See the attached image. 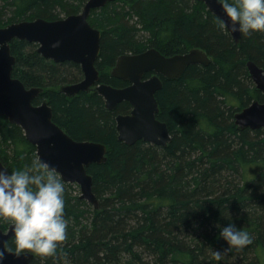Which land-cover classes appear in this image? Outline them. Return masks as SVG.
<instances>
[{
    "label": "trees",
    "instance_id": "trees-1",
    "mask_svg": "<svg viewBox=\"0 0 264 264\" xmlns=\"http://www.w3.org/2000/svg\"><path fill=\"white\" fill-rule=\"evenodd\" d=\"M85 2L0 0V26L59 19ZM88 21L101 31L100 82L114 87L128 84L109 74L121 54L199 47L212 60L188 65L177 79L161 77L155 96L157 117L171 134L165 147L126 144L117 138L115 116L129 112L128 101L110 110L97 92L68 97L59 87L82 79L78 63L45 58L36 43L10 42L12 75L26 87H42L33 103L47 99L53 120L72 138L107 146L106 161L87 167L98 208L79 197L76 183L61 180L68 238L54 256L32 253L30 264H264V127L239 129L234 121L253 99L264 101L246 66L252 60L264 68V32L240 33L235 42L199 0H112L91 9ZM35 151L21 127L1 116L0 161L9 173L30 166ZM230 223L252 243L229 246L219 232ZM7 225L0 219L1 228ZM6 245L14 248L12 237ZM217 250L219 261L212 256Z\"/></svg>",
    "mask_w": 264,
    "mask_h": 264
},
{
    "label": "water",
    "instance_id": "water-1",
    "mask_svg": "<svg viewBox=\"0 0 264 264\" xmlns=\"http://www.w3.org/2000/svg\"><path fill=\"white\" fill-rule=\"evenodd\" d=\"M109 1L112 0H86L80 12L59 19L36 17L0 26V117L5 116L9 122L19 125L25 138L35 146L39 159L54 168L63 182L79 185V197L95 209L99 206L98 198L93 192V178L87 167L91 163L106 161V144L72 138L53 120V110L47 99H42L38 104L33 103L42 87H26L19 78L12 75L16 57L11 53L10 42L16 38L36 43L37 52L45 58L54 62L78 63L83 78L59 87V91L68 97L79 91L97 92L110 110L119 102L128 101L130 111L115 116L117 138L126 144L143 140L165 147L171 140V134L166 122L157 117L159 105L155 95L162 88L159 75L177 79L188 65H207L212 60L199 47L172 55H164L150 47L139 53L121 54L116 58L109 74L126 80V86L114 87L100 82L95 61L100 51L101 31L92 26L88 17L91 9L100 8ZM199 1L224 22L234 41L238 42L240 32L231 30V22L219 0ZM246 66L256 90L264 94V68L252 60H248ZM147 72L152 74L144 78ZM234 121L239 129L264 127V101L253 99L234 114ZM0 170L9 173L1 161ZM10 237V225L6 232L0 229V249L5 247ZM33 256L30 252L17 256L5 251L0 264H30Z\"/></svg>",
    "mask_w": 264,
    "mask_h": 264
},
{
    "label": "clouds",
    "instance_id": "clouds-1",
    "mask_svg": "<svg viewBox=\"0 0 264 264\" xmlns=\"http://www.w3.org/2000/svg\"><path fill=\"white\" fill-rule=\"evenodd\" d=\"M231 22V30L248 35L264 32V0H219ZM221 28L226 25L218 21ZM238 25V27H237ZM65 186L54 168L37 156L23 170H0V219L10 225L13 247L0 249L19 256L31 252L42 257L54 256L57 247L67 240L68 221L65 219ZM217 227H220L217 225ZM219 236L234 248L252 243L250 234L234 224L220 228ZM212 256L219 261L220 251Z\"/></svg>",
    "mask_w": 264,
    "mask_h": 264
},
{
    "label": "flooded vegetation",
    "instance_id": "flooded-vegetation-1",
    "mask_svg": "<svg viewBox=\"0 0 264 264\" xmlns=\"http://www.w3.org/2000/svg\"><path fill=\"white\" fill-rule=\"evenodd\" d=\"M82 78H83V73H82ZM36 98V97H35ZM130 111V110H129ZM8 227H9V224L5 227V228H1L0 227V229L1 230H3L4 232H6V230L8 229ZM11 238V237H10ZM8 241V240H7ZM7 243V242H6Z\"/></svg>",
    "mask_w": 264,
    "mask_h": 264
},
{
    "label": "bare ground",
    "instance_id": "bare-ground-1",
    "mask_svg": "<svg viewBox=\"0 0 264 264\" xmlns=\"http://www.w3.org/2000/svg\"><path fill=\"white\" fill-rule=\"evenodd\" d=\"M188 50H189V49H188ZM188 50H187V51H188ZM185 52H186V51H185ZM181 53H183V52H181ZM147 73H150V75L152 74V72H147ZM147 73H145V74H147ZM145 74H144V78H147V77H145ZM150 75H149V76H150ZM149 76H148V77H149ZM159 76H160V78L163 77L162 75H159ZM164 78H165V77H164ZM166 79H167V78H166ZM161 80H162V79H161ZM162 85H163V83H162ZM240 110H241V109H240ZM121 114H122V113H121Z\"/></svg>",
    "mask_w": 264,
    "mask_h": 264
},
{
    "label": "rangeland",
    "instance_id": "rangeland-1",
    "mask_svg": "<svg viewBox=\"0 0 264 264\" xmlns=\"http://www.w3.org/2000/svg\"><path fill=\"white\" fill-rule=\"evenodd\" d=\"M78 194H80V189H79V185H78Z\"/></svg>",
    "mask_w": 264,
    "mask_h": 264
}]
</instances>
